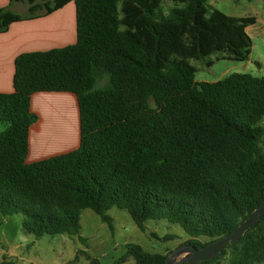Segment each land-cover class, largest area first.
<instances>
[{
    "label": "trees",
    "instance_id": "16d2710c",
    "mask_svg": "<svg viewBox=\"0 0 264 264\" xmlns=\"http://www.w3.org/2000/svg\"><path fill=\"white\" fill-rule=\"evenodd\" d=\"M164 1L11 0L26 3L27 13L0 9L4 33L76 6L77 41L20 54L14 91L0 93V214L21 215L37 239L81 240L86 209L112 228L107 213L116 207L142 232L149 221L165 220L186 232L183 245L202 248L231 234L264 201V78L234 73L196 82L192 64L215 54L249 60L247 28L257 19L209 13L207 0H167L175 6L163 16ZM38 93L75 96L79 146L29 163ZM227 251L230 264H264V217L200 264H220ZM169 254L128 244L119 262L132 256L135 264H166Z\"/></svg>",
    "mask_w": 264,
    "mask_h": 264
},
{
    "label": "rangeland",
    "instance_id": "374dc122",
    "mask_svg": "<svg viewBox=\"0 0 264 264\" xmlns=\"http://www.w3.org/2000/svg\"><path fill=\"white\" fill-rule=\"evenodd\" d=\"M174 6V3L164 1L161 14L167 16ZM206 6L209 13L213 9H218L234 17L254 16L257 23L247 28V33L253 41L249 60L245 62L227 59L216 60L217 55L215 54L210 58L192 61V64L197 67L195 81L216 82L234 73H249L264 78V0H207ZM210 59L215 62L213 66L208 67L207 62ZM62 99L65 101L56 99L58 101H52L50 105L51 110L57 112L60 118L55 129L65 130L68 128L73 131H71L72 133L68 132L65 139H61L59 134H54V144L49 149H57L56 153L68 149L75 143L79 123L75 96ZM39 104L40 102L37 103L36 108L40 116L36 114L40 121L37 122L35 135L41 131L45 135L46 127L41 129L46 120L45 111L42 109L47 110L48 106L41 104L40 108ZM107 214L112 218V228L102 222L100 216L93 210H83L80 221L81 240L77 236L69 237L67 235H45L37 239L23 229L21 215L6 217L0 214V264L3 262L13 264H92V260L98 261L100 264H135V259L132 256L126 258L122 263L119 262L127 253L128 244L139 245L148 253L166 255L182 246L189 239L179 225L171 224L165 220L149 221L146 223L147 231L142 232L127 210L114 207ZM167 235L171 236L170 240H165ZM201 240L202 242L208 241L206 238ZM230 259V251H227L220 260V264H230Z\"/></svg>",
    "mask_w": 264,
    "mask_h": 264
},
{
    "label": "crops",
    "instance_id": "0c3cea01",
    "mask_svg": "<svg viewBox=\"0 0 264 264\" xmlns=\"http://www.w3.org/2000/svg\"><path fill=\"white\" fill-rule=\"evenodd\" d=\"M2 8H8L18 14H25L28 11L27 4L23 2L11 4V0H0V9ZM76 41V6L74 3L68 4L52 15L12 24L6 32L0 33V93H12L14 91L15 60L20 54L63 48L74 44ZM70 96L72 95L69 93H38L32 97L31 110L34 113L38 114L36 107L39 102V106L43 104L48 106V109H42L45 111L46 116L44 117H46V120L41 129L46 127L44 132L46 134L43 135L41 131V133L35 135V124L30 129L27 162L32 163L69 152L79 146L80 125L78 123L75 143L72 145L75 146L73 149H69L72 148L70 146L68 149L58 153H56L57 149H49L54 144V134H59L61 139H65L68 136L67 133H72L71 131H73L68 128L65 130L55 129L60 118L57 112L51 110L50 106L52 101H58L56 99L65 101L62 98ZM62 103L65 105L64 102ZM36 136L38 137L36 138Z\"/></svg>",
    "mask_w": 264,
    "mask_h": 264
},
{
    "label": "water",
    "instance_id": "95a60500",
    "mask_svg": "<svg viewBox=\"0 0 264 264\" xmlns=\"http://www.w3.org/2000/svg\"><path fill=\"white\" fill-rule=\"evenodd\" d=\"M264 217V201L255 209L247 220L238 226L228 236L212 242L202 248H197L193 245H182L173 250L166 259V264H200L219 257L227 245H233L250 229L256 227Z\"/></svg>",
    "mask_w": 264,
    "mask_h": 264
}]
</instances>
